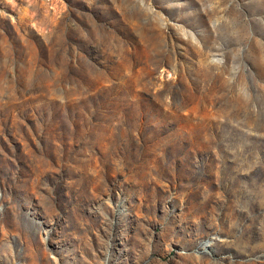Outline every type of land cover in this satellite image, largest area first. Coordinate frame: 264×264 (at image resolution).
I'll list each match as a JSON object with an SVG mask.
<instances>
[{
  "label": "rangeland",
  "instance_id": "rangeland-1",
  "mask_svg": "<svg viewBox=\"0 0 264 264\" xmlns=\"http://www.w3.org/2000/svg\"><path fill=\"white\" fill-rule=\"evenodd\" d=\"M0 264H264V0H0Z\"/></svg>",
  "mask_w": 264,
  "mask_h": 264
}]
</instances>
